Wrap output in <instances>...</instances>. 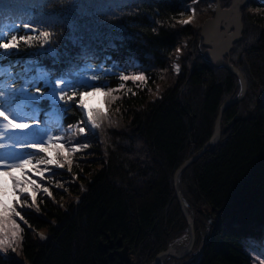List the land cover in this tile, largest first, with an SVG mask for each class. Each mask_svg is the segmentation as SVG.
<instances>
[{
    "label": "trees",
    "instance_id": "1",
    "mask_svg": "<svg viewBox=\"0 0 264 264\" xmlns=\"http://www.w3.org/2000/svg\"><path fill=\"white\" fill-rule=\"evenodd\" d=\"M67 1L0 0V9L40 28L37 36L25 35L34 38V47L43 39L41 32L58 33ZM151 1L131 9L134 38L122 41L130 53L141 55L139 75L146 81L122 78L104 89L103 106L90 108L99 127L87 136L79 132L84 117L73 103L62 124V142L44 155L63 144L71 153V170L67 163L63 168L39 164L50 169L44 178L35 169L25 171L51 196L37 189L36 206L27 194L0 196L20 213L11 217L19 225L16 249L4 246L0 264H118L101 250L106 235L120 236L132 250L133 261L123 264H148L186 235L174 172L210 138L220 106L237 95L239 82L201 56L199 29L213 16L215 0ZM28 4L32 9L22 11ZM220 5L227 7L229 0ZM240 11L241 39L229 55L246 81V94L222 112L221 125L236 121L178 175L180 193L196 212L193 248L198 256L188 263L167 256L182 261L171 264H257L255 253L264 250V0H247ZM189 14L191 23L180 24ZM29 47L21 42L19 53ZM176 47L182 54L173 74L168 64ZM17 196L23 207L15 202ZM199 207L210 211L211 222Z\"/></svg>",
    "mask_w": 264,
    "mask_h": 264
},
{
    "label": "snow or ice",
    "instance_id": "2",
    "mask_svg": "<svg viewBox=\"0 0 264 264\" xmlns=\"http://www.w3.org/2000/svg\"><path fill=\"white\" fill-rule=\"evenodd\" d=\"M190 11L195 13V9H190ZM183 14V13H182ZM192 16H189L186 20L179 21L180 24L185 25L191 23ZM7 27H11V25H8ZM30 25L29 23L24 24L25 29H29ZM75 33V29H74ZM3 32L0 33V50H3V53H0V60L4 58V53L9 52L12 49H16L17 51L20 50V43L23 42L28 46H33L31 44V41L34 39L33 37H26L24 35H21L17 37L16 35H13L10 40L3 42L2 40ZM40 37L43 38V43L40 44L41 48H44L45 44H49V33L48 32H41ZM70 40L72 41L74 46L81 47L82 49L85 48V46L82 43V37H79L75 34H73L70 37ZM48 55L52 58L53 64L60 63V54L57 52V50L49 44V47L46 49ZM180 50L177 49V52ZM27 65H36L37 66V72H39V75H32L26 80V83L31 81L35 83L36 86V93L35 94H29L28 92L24 91L23 89H20L18 91L14 90L11 93L7 94V100L6 101H0V108L4 106V103H7L9 107L16 106V108L22 113V115L17 116L13 115L12 119H9L8 115H5V111L0 110V117H3L4 121H7V123H0V137L5 135V130H7L8 138H15L19 139L22 135L27 137V141L23 146L31 149H38L41 153H48L49 149L48 147H45L44 145L48 143V141H44L43 139L34 140L29 137L28 130L32 128H38L39 124V118L41 114L47 113V114H56V113H62L64 111V107L62 105H68L73 99V96H68L67 99H65V93L69 87H79V86H87L85 82H77L73 79H68V77L72 76L73 73L70 71L62 72L59 77L56 78V83H52V77L55 76V73L51 70L44 68L39 65V62L37 61H26ZM175 68L178 70L179 65H176ZM32 68L27 67L26 72H31ZM125 81L132 79L134 82L137 81H146V77L141 74L133 77L123 76L122 77ZM43 81V86L45 89H49L46 92H41L39 81ZM61 81H63V87L61 85ZM100 88H95V91L99 92ZM60 93L59 99L57 100V93ZM5 92L0 90V97L5 96ZM47 100L49 101L48 108L46 109L43 106V102ZM81 104H83V97H81ZM84 107H87V105H84ZM99 111V110H97ZM88 120L84 122V126L79 128V132L87 136L88 133L94 129L99 127L95 123V120L93 118V111L91 109L87 112ZM23 119H30L32 123H25V122H17L19 120ZM91 123V128H88V123ZM51 139V137L49 138ZM59 139V138H57ZM87 143L84 144V148H87ZM0 148H3V145L0 144ZM78 149L74 148L72 151H77ZM0 153H3L0 151ZM61 154H63V160H61ZM70 152L65 151L64 145L60 144L56 150L49 154L47 157H41V159L37 162L36 165H33V168L36 170L37 175H39L41 178L45 177V173L50 171L49 168L45 167L44 169H40L38 167L39 164H44L46 166H56L63 168L64 164L67 163L69 165V171L71 170V164L72 160L70 157ZM27 155L29 158L24 159L23 156ZM33 153H23V154H15V155H0V167L4 165L5 160L13 161L18 159L19 163H9L7 165L8 168H18L20 170L21 175L19 177L13 175L11 171H0V177L7 176L9 179L12 180V194L16 196L17 192H19L21 195L27 194L30 196L32 200V206H36V197H37V189H41L44 193H46L48 196H51V192L48 187H42L41 184L37 183L35 180H30L26 178L25 175V167L27 165L32 164V157ZM28 171H32V169H28ZM5 194L4 188L2 185H0V196H3ZM17 204H21L23 207V203L20 200V197H16ZM38 210V208H37ZM15 214L16 216H20V213L16 211L15 207H8L4 204L3 200L0 199V249H2L4 246L11 247L10 241L7 239V233L9 230V227L12 230V238L15 239V237L19 233V225L15 222V220H12V215ZM23 217H21L22 219ZM41 239H44L43 235H41Z\"/></svg>",
    "mask_w": 264,
    "mask_h": 264
},
{
    "label": "water",
    "instance_id": "3",
    "mask_svg": "<svg viewBox=\"0 0 264 264\" xmlns=\"http://www.w3.org/2000/svg\"><path fill=\"white\" fill-rule=\"evenodd\" d=\"M247 0H229L227 7H221L220 0H215L213 8V16L207 18L199 29L201 37V44L204 50L201 52L209 63L216 67H223L229 70L236 76L239 82V91L237 95L228 99L220 106L218 116L214 123L213 132L210 138L206 141L202 149L195 155L186 159L174 172L173 188L174 194L179 206V209L187 223L188 240L181 248L178 249L177 244H169L165 250L159 252L155 259L150 264H161V261L167 256L179 257L188 254L194 245V216L188 210V204L180 193L178 187V175L189 164L198 159L209 147L214 146L220 139L222 131H226L237 118L221 125V115L223 110L234 103L242 100L246 94V81L239 70L233 65L229 59V53L234 43L241 39L243 30L241 11L240 9L245 5ZM192 136V133H191ZM198 212L206 219V222H211V213L206 208H199ZM107 240L100 242V247L103 252L107 254L109 260L117 258L118 264L131 263V253L127 244H123L122 239L118 236L115 240L106 235ZM184 247V248H183Z\"/></svg>",
    "mask_w": 264,
    "mask_h": 264
},
{
    "label": "rangeland",
    "instance_id": "4",
    "mask_svg": "<svg viewBox=\"0 0 264 264\" xmlns=\"http://www.w3.org/2000/svg\"><path fill=\"white\" fill-rule=\"evenodd\" d=\"M189 16H190V14L189 15H187L184 19H182V20H186V19H188L189 18ZM211 18V17H210ZM199 35V34H198ZM200 36V35H199ZM201 38V37H200ZM201 41V40H200ZM202 42V41H201ZM177 49H179L178 47H176V48H174V50L171 52V54L169 55V64H168V70H169V72H172L173 74H177L178 73V71H177V69L175 68V66L176 65H178L179 63H180V56H181V54H182V52L181 51H179V52H177ZM179 50H181V49H179ZM204 50V49H203ZM202 50V51H203ZM201 51V52H202ZM229 59H230V55H229ZM230 62H231V60H230ZM232 63V62H231ZM233 64V63H232ZM234 65V64H233ZM236 66V65H235ZM140 73H142V72H139V73H137V74H135V75H139ZM166 85H169V83L167 82L166 83ZM92 91V93H93V95H96V100L94 101V102H92V103H90V104H88L87 105V107H84V104H81L80 102H81V97H83V93H80V95H79V97H78V100H77V105L81 108V111H82V114H83V117H84V122L85 121H87L88 120V116H87V112H88V110L90 109V108H92L93 106H99V107H102L103 106V100H102V97H103V93H102V91L100 90L99 92H97V91H95V89H92L91 90ZM88 128H91V123L89 122L88 123ZM220 140V139H219ZM53 167V166H52ZM178 185H179V179H178ZM187 202V201H186ZM187 204H188V202H187ZM199 208H201V207H199ZM198 208V209H199ZM188 210L193 214V216H194V218H196V212L193 210V207L192 206H190L189 204H188ZM202 210H203V207H202ZM202 215V214H201ZM204 220L206 221V219L204 218ZM41 235H43L41 232H38V236H41ZM7 239L10 241V243H11V249L12 250H15L16 249V247L13 245L14 244V242H13V238H12V234L10 233V232H8L7 233ZM187 240H188V231H187V233H186V235L184 234L183 236H180V237H178L173 243L174 244H180V243H184V244H186L187 243ZM184 248V247H183ZM8 249H9V247H8ZM0 251L1 252H3L4 250H3V248L2 249H0ZM6 251V250H5ZM130 251V253H131V255H132V250H129ZM195 252V250H194V248L192 247V250L188 253V254H186V255H183V256H179V257H176V258H179V259H181L182 261H184V263H188L189 262V260H191V259H195V258H197V256H198V254L197 253H194ZM17 253V252H16ZM134 255H132L131 257V262L133 261V259H134V257H133ZM185 256V258H183ZM187 256H191V257H187ZM181 257V258H180ZM187 258V259H186ZM179 259H173V258H165V259H163L162 261H161V264H171L172 262H182L181 260L180 261H178ZM186 259V260H185ZM152 262V261H151ZM148 264H150V263H148Z\"/></svg>",
    "mask_w": 264,
    "mask_h": 264
},
{
    "label": "bare ground",
    "instance_id": "5",
    "mask_svg": "<svg viewBox=\"0 0 264 264\" xmlns=\"http://www.w3.org/2000/svg\"><path fill=\"white\" fill-rule=\"evenodd\" d=\"M92 89L83 93V104L88 105L96 100V95H93ZM184 246V243L177 244L178 249Z\"/></svg>",
    "mask_w": 264,
    "mask_h": 264
}]
</instances>
